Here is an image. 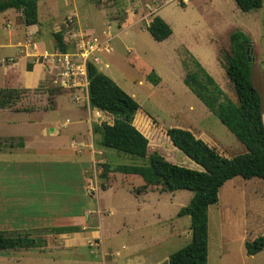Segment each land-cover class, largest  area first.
<instances>
[{
    "label": "rangeland",
    "instance_id": "374dc122",
    "mask_svg": "<svg viewBox=\"0 0 264 264\" xmlns=\"http://www.w3.org/2000/svg\"><path fill=\"white\" fill-rule=\"evenodd\" d=\"M8 10L4 30L13 28V35L0 29V98L10 101L0 108V224L4 216L22 229L47 226L53 235L44 255L0 250V264H167L191 240V217L177 213L193 191H143L141 176L116 166L144 165L158 152L201 169L171 143L170 127L191 129L230 156L247 151L184 77L198 61L238 103L224 54L231 52L232 33L241 31L252 40V78L264 109V0L249 11L234 0H39L40 22L29 28L20 11ZM155 15L173 29L163 41L147 28ZM57 31L66 52L56 46ZM88 61L140 104L134 124L148 138L145 157L99 144L93 124L112 123L113 116L90 106ZM153 72L158 83L149 79ZM50 125L61 134H45ZM74 140L89 143L81 155ZM10 192L18 198L6 211L2 204ZM73 214L84 217V243L59 247L60 233L52 229L80 224ZM34 231L42 240L45 228ZM261 235L264 178L228 180L209 207L208 264H264V249L249 255L245 247Z\"/></svg>",
    "mask_w": 264,
    "mask_h": 264
},
{
    "label": "trees",
    "instance_id": "16d2710c",
    "mask_svg": "<svg viewBox=\"0 0 264 264\" xmlns=\"http://www.w3.org/2000/svg\"><path fill=\"white\" fill-rule=\"evenodd\" d=\"M242 11L260 8L263 0H234ZM39 0H0V12L14 8L21 13L26 26L38 24ZM148 31L157 41L167 39L173 32L170 24L155 15L148 24ZM57 48L67 51L63 33H54ZM231 52L224 54V66L234 83L238 103L226 98L224 91L205 67L196 61L195 69L184 77V83L213 112L220 121L246 146L247 151L230 156L218 143L208 141L191 129L170 127L166 130L171 143L202 168H192L167 160L153 152L144 165H118L116 171L136 174L143 178V191L159 186L162 191L191 190L193 196L183 206L178 216L191 217V240L173 252L167 264H208L209 207L219 200V192L228 180L242 176L264 178V120L262 97L252 79V40L243 32H233ZM251 57L249 60L248 57ZM88 97L92 108L113 116V122L93 124L92 130L100 135L99 144L120 152L146 156L148 138L134 124L141 110L138 101L109 75L100 71L93 61L86 64ZM153 83L158 78L149 75ZM9 99L0 98V108H6ZM220 146V147H219ZM69 227H54L55 232L68 231ZM30 234L7 233L0 229V250L29 249L42 246ZM247 254L254 255L264 249V235L246 241Z\"/></svg>",
    "mask_w": 264,
    "mask_h": 264
},
{
    "label": "crops",
    "instance_id": "0c3cea01",
    "mask_svg": "<svg viewBox=\"0 0 264 264\" xmlns=\"http://www.w3.org/2000/svg\"><path fill=\"white\" fill-rule=\"evenodd\" d=\"M3 13L5 14L4 18L6 19V21L1 23V28L0 29L1 30L3 29L2 31L4 33L6 32L8 34L10 33V34L13 35V33H12L13 32V28H11L10 30H4V29H6L5 24H6V22H8V18L7 17H8V15H11L12 13L9 10L4 11ZM74 14H76L78 17L80 15H82L81 13H78V12H76V13L74 12ZM9 22H8V24H9ZM34 25H30V26H34ZM30 26H27V27L29 28ZM254 85L259 90V92H261V90L259 89L257 84L254 83ZM259 85H262V83H259ZM262 101H263V99H262ZM262 105H263V102H262ZM263 120H264V109H263ZM65 124H66V121H65ZM43 131H44L45 134H48V132H49L51 136L52 135H54V136L60 135L61 132H62V130H60L57 127L53 128L52 125L45 127V129ZM196 134H198V133H196ZM72 143L75 144V151L77 150V152H79L80 155H81V152H83V150H84L83 149L84 145L85 146L89 145V143H86L83 140H79V141H77V140L75 141L74 140V141H72ZM18 146L20 148H25L26 147V140L24 139V141H22ZM20 148H18V149H20ZM13 160H15V159H13ZM15 195L16 194L12 193V192H10L8 194H5V200H4L5 202H3V204H2V207L4 208L3 210L10 211V208H12V206H13V201H15L18 198ZM73 215H75L74 217L76 218V221L78 219L81 222L80 224L55 226V227H69L70 228L68 231L60 233V241H61V243L58 244L59 247H63L64 246V247L71 248V247H73V244L75 246L76 244L82 245L84 243L83 240H82L83 236H84L83 235V231H86V224H85V221L83 219L84 217H82L81 215H78V214H73ZM4 219L5 218L3 216V219H2L3 222H1V224H0L1 225L0 229L5 231V232H7V233L30 234L32 237H35V234H36V232L34 231L35 229H39V228L40 229H42V228L44 229L45 228V232H43L44 233L43 234L44 237L42 239L44 241V244L42 246H39L37 248H29V249H17L14 252H17V251L26 252V253L36 252V253L40 254V256L44 255L43 253L47 252V250L49 249V246H50V237L53 235L52 232L49 230L50 229L49 227H47V226H34L33 228L29 227V229H22V228H20V226H15V224H16L15 221H9L7 219L6 220H4ZM84 224H85V226H84ZM39 233H41V232H39ZM79 240H81V241H79ZM87 242H88V240L86 241V244H87ZM11 251H13V250H11ZM2 256H5V255H2Z\"/></svg>",
    "mask_w": 264,
    "mask_h": 264
},
{
    "label": "water",
    "instance_id": "95a60500",
    "mask_svg": "<svg viewBox=\"0 0 264 264\" xmlns=\"http://www.w3.org/2000/svg\"><path fill=\"white\" fill-rule=\"evenodd\" d=\"M248 53H252V49L251 50H248ZM248 59L250 60L251 57L249 56Z\"/></svg>",
    "mask_w": 264,
    "mask_h": 264
}]
</instances>
